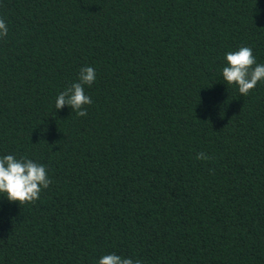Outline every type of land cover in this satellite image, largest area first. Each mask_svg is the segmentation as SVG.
Returning a JSON list of instances; mask_svg holds the SVG:
<instances>
[{
    "label": "trees",
    "instance_id": "1",
    "mask_svg": "<svg viewBox=\"0 0 264 264\" xmlns=\"http://www.w3.org/2000/svg\"><path fill=\"white\" fill-rule=\"evenodd\" d=\"M0 157L46 166L32 203L0 194V264H264V0H0ZM80 117L57 96L79 82ZM210 159H196L199 153Z\"/></svg>",
    "mask_w": 264,
    "mask_h": 264
},
{
    "label": "clouds",
    "instance_id": "2",
    "mask_svg": "<svg viewBox=\"0 0 264 264\" xmlns=\"http://www.w3.org/2000/svg\"><path fill=\"white\" fill-rule=\"evenodd\" d=\"M8 28L6 22L0 19V38L6 37ZM227 65L222 69L223 80L226 85L236 84L241 95H248L259 81L264 79V64H257L250 47H240L238 51L225 54ZM96 79L93 67L80 69L78 81L72 83L61 92L55 102L57 110L65 105L76 111L80 117L87 116L85 105L92 103L85 94L84 86H91ZM198 160L210 159L205 153L197 155ZM52 183L45 165L34 162L26 157L17 159L14 155L0 157V194L11 202L32 203L40 198L43 189ZM98 264H141L130 258H123L115 253L102 256Z\"/></svg>",
    "mask_w": 264,
    "mask_h": 264
}]
</instances>
